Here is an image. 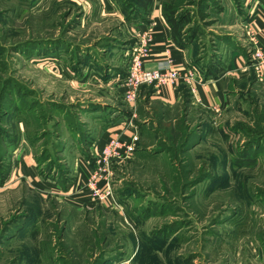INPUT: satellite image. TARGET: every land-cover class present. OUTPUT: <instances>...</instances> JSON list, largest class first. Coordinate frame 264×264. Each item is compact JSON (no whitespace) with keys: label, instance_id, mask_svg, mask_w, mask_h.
Listing matches in <instances>:
<instances>
[{"label":"rangeland","instance_id":"374dc122","mask_svg":"<svg viewBox=\"0 0 264 264\" xmlns=\"http://www.w3.org/2000/svg\"><path fill=\"white\" fill-rule=\"evenodd\" d=\"M179 3L190 15L184 28L198 33L189 46L191 63L197 50L198 57L223 64L230 75L227 99L203 104L200 119L158 126L160 138L151 134L129 158L111 165V194L99 202L85 187L95 169L91 144L82 155L76 140L81 128L86 135L102 129L106 112H88L91 103L108 108L113 121L122 116L113 108L129 109L112 86L88 80L99 77L92 63L80 74L71 70L77 45L79 56L103 54L96 45L104 40L93 26L101 18L83 22L81 16L77 24L76 17L98 1L0 0V125L20 137L2 166L9 162L11 173L0 186V264H264V67L251 57L255 44L247 33L260 25L264 0ZM34 99L40 103L34 111H20ZM50 102L60 103L59 111ZM68 120L78 132H69ZM26 130L42 139L29 144ZM50 142H61L63 150L51 175L43 176L35 157L45 148L54 151ZM22 143L29 146L21 154L28 165L18 173L12 168ZM86 158L94 163L78 182L77 163ZM57 165L67 169V189L57 180Z\"/></svg>","mask_w":264,"mask_h":264},{"label":"crops","instance_id":"0c3cea01","mask_svg":"<svg viewBox=\"0 0 264 264\" xmlns=\"http://www.w3.org/2000/svg\"><path fill=\"white\" fill-rule=\"evenodd\" d=\"M97 1L99 6L96 9L92 8V10H86L84 12L83 22L91 20L90 16L95 15L94 18L99 16L101 19L93 23L95 24L93 26L98 30L94 32L97 36L96 38H100L107 34H109L110 37L116 38V41H114L109 48L105 47L103 51L104 62L110 65V78L104 82L99 79L95 80V78H99L95 77V74L88 76V80L97 86H112L115 93L118 94L115 96L122 97L123 99L125 89L122 85L121 78L125 76L128 65L127 61L131 52L138 46L139 41L144 37L145 33H147L149 38V56L148 60L145 62L146 68H154L157 62L166 56L172 58L173 63L179 68L184 67L187 63H191V49L189 47L180 48L170 39L169 29L161 16L160 5L152 4L150 6L145 22L127 25L123 22L122 15L111 0ZM259 22L260 25L255 28L264 45V16L259 18ZM122 71H124V74ZM229 76L230 75H227L226 72H222L217 79L205 80L202 79V76L201 82L193 83V96L189 91V86L183 82H178L176 86L167 85L158 89L151 85L142 87L139 91L136 103L133 106L127 104L129 109L128 112L113 108L114 111L119 112L120 115L122 114L120 118L114 121L112 119L108 120V122H106L107 125L102 126L100 131L95 130L91 133L87 132L88 139H92L90 148L91 155H95L92 146H95L96 143H102L108 136H118L121 140H128L130 136L136 133L138 137L135 147L136 152L138 151V143L148 137L150 138V136H152L151 134H156V138H160L161 134L158 126L169 125L173 127L176 121H180L182 118L185 119V122L194 118L195 120L197 118L200 119L201 109L206 108L203 104L211 107L210 105L213 102L217 100L223 102L227 99L224 94V81L225 78ZM115 96H113V102L117 100ZM93 100L99 102L98 97H94ZM100 103L104 105V102ZM113 106H115V104L111 103V107ZM104 109L105 108L98 111L102 112ZM102 123L104 124V122ZM145 129L147 130L145 131ZM150 146L151 145L146 147V149ZM28 148L29 146L26 143H22V147L19 150L20 153L15 158L16 160L18 159V161L15 162L14 159L12 170H18V173L24 169L27 171L25 167L27 162L25 163L24 161L25 156L21 157V154L27 153ZM25 155L28 156V154ZM89 159L86 158L85 161H79L80 165L77 163V168L81 170V174L78 175V182L86 178L88 168H91L90 163L92 165L94 163V160L90 159L89 161ZM29 169L30 168H28V170ZM82 171H84L85 175L82 174ZM2 187H5V183ZM80 187L81 185L74 187V189H79Z\"/></svg>","mask_w":264,"mask_h":264},{"label":"trees","instance_id":"16d2710c","mask_svg":"<svg viewBox=\"0 0 264 264\" xmlns=\"http://www.w3.org/2000/svg\"><path fill=\"white\" fill-rule=\"evenodd\" d=\"M113 1L115 3V6L117 7L118 11L122 15L123 22L125 24H134L137 22H145L147 20V14L149 12V8L152 4L151 0H113ZM179 1L180 0H162L161 5H160L161 16L164 19V22L169 29L170 39L172 40V42L176 46H178L180 48H187L189 46L193 47L194 43H196L198 40V38H197L198 33L195 30V28H190V29L184 28L186 22H188L190 20V15H189V13H187V10L182 9V6L179 5L180 4ZM81 16L83 17V15H81V14H76V17L78 18L77 24L80 23V20L82 18ZM76 17H75V19H76ZM99 39L104 40L103 43L96 45L97 47L102 49V52L104 51L105 47L109 48L113 44V42L116 41V38H113V37H107L106 38L105 36H102ZM107 39H109V40H107ZM54 43H56V42H54ZM60 44L61 43H58L56 45L59 46ZM57 46L55 48H53L55 50H52V52H51L55 56L58 55L60 50H61L60 48L58 49ZM78 46L79 45L76 46V50H77L76 52L77 53L75 55V58L73 59L74 62H73V64H71V70H72L73 74L82 73V69L84 68L86 63H88L87 65H89V67L91 68L90 64L92 63V68H94L93 71L94 72L97 71L98 76L100 78H103V81H106L108 78H110L111 69H110V65L108 63L104 62V57H103L104 54H102V56H100V57L98 54L95 56H91V55H88V53L87 54L85 53V55L79 56L78 52H81V51H79ZM83 46H87V45H83ZM67 51H68V49H67ZM196 52H197V50L194 51L193 59H194L195 64L194 63L193 64L196 65L200 69L203 78L205 80L217 79L218 76L224 71L225 66L223 64H221L220 62H214V61L212 62L210 59L207 58V56L198 57L197 55H195ZM43 54L45 55V54H50V53H47L45 51ZM73 60L71 59L70 61L72 62ZM122 72L124 74V71H122ZM3 98H5L4 94L0 99V103L3 102ZM38 104H40L38 102V100L34 99L31 102L28 101V107H25L23 105L21 108L19 106L18 107L20 108V111H23L24 114L26 113V115H28V112H30L32 110L34 111V109H36ZM50 106L54 109L53 111H59V108H61V104L56 103V102H50ZM90 107L91 108L88 111L90 113H94L98 110H101L100 104H97V103H91ZM104 111L106 112V114L104 116L105 117L104 118V124L102 123V126L107 125L106 122H108V120H109L108 117H109V113H110V110H108V108H105ZM3 112L4 111H2L0 113V116L4 115ZM5 112H7V111H5ZM37 116H39V115H37ZM65 124H66L65 127L68 128L69 132H71V133L78 132L77 126H74V128H72L73 126L70 125L69 120L67 123L65 122ZM56 126H57V122H56V120H54L52 123V127L55 128ZM82 126H83V124H82ZM52 131L53 130L50 128L48 130V133L50 135H52L53 134ZM25 132H26L25 138L29 144H32L33 142L39 141L40 139H42L41 134L32 136L28 133V130H26ZM79 132H80V135L78 136L76 143H77V146L80 150V153L82 155L87 156L86 147H88L90 144H92V139H88V138L86 139L87 135L84 134V128L83 129L81 128V131H79ZM14 139H16L15 144H16V142L17 143L19 142L20 137H19L18 133L16 132V134L15 133L12 134V132L9 131L6 127H3L0 125V186H2L4 184V181L6 180V178L8 177V175L10 173L9 162H8L7 168H2V166H3L4 159L6 157H7V159H9L8 155L11 152V149L14 150L16 148V146L14 145ZM50 144L53 145L52 147H53L54 151L49 150V148L48 149L45 148L44 153L42 151V152H40V154L38 156L35 157L38 165L40 166L39 171H40L41 175H43V176H45L46 174L51 175L49 170L53 168L54 163L58 160L57 154L60 153L61 150H63L62 149L63 146H62L61 142H55V143L50 142ZM10 147H12V148L10 149ZM58 165H60V164H58ZM58 167L60 168V171L58 174L59 179L57 178V180L59 182L63 183L64 185H66L65 189H67L69 187V184H68L69 180L66 176L68 174L67 169L62 165L58 166ZM26 206H27V208H30V210H31L32 205L30 202L26 203ZM36 211L39 212L38 215L40 214V212H42L41 208L36 209ZM150 264H154V263H150Z\"/></svg>","mask_w":264,"mask_h":264},{"label":"built area","instance_id":"2783aa9c","mask_svg":"<svg viewBox=\"0 0 264 264\" xmlns=\"http://www.w3.org/2000/svg\"><path fill=\"white\" fill-rule=\"evenodd\" d=\"M247 33L255 44V50L251 57L257 61V67H264V49L261 48L257 37L255 38V34H258L256 28L249 27ZM148 41V35L145 33L129 56L126 74L122 79L125 102L133 106L140 89L149 85L158 89L167 85L176 86L178 82H183L194 94L193 83L202 81L200 69L192 63H187L184 67L179 68L168 56L159 60L154 68H146L145 62L149 56ZM213 110L218 111L216 107H213ZM136 141L137 135L134 133L128 140H121L118 136H108L102 143H96L94 146L95 169L89 173L85 182L88 194L93 199L99 200V202L109 199L111 191L108 179L111 165L129 158L135 148ZM113 204L116 205L115 202Z\"/></svg>","mask_w":264,"mask_h":264}]
</instances>
